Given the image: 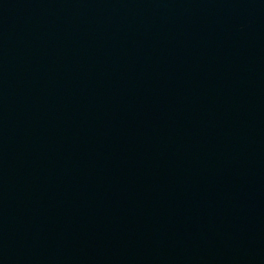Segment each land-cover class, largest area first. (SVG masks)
Wrapping results in <instances>:
<instances>
[{"label": "water", "instance_id": "95a60500", "mask_svg": "<svg viewBox=\"0 0 264 264\" xmlns=\"http://www.w3.org/2000/svg\"><path fill=\"white\" fill-rule=\"evenodd\" d=\"M0 264H264V0H0Z\"/></svg>", "mask_w": 264, "mask_h": 264}]
</instances>
